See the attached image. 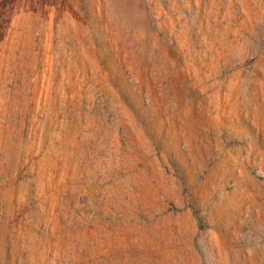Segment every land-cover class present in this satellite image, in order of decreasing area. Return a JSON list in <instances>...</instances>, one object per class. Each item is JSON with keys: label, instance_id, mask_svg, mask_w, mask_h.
<instances>
[{"label": "rangeland", "instance_id": "rangeland-1", "mask_svg": "<svg viewBox=\"0 0 264 264\" xmlns=\"http://www.w3.org/2000/svg\"><path fill=\"white\" fill-rule=\"evenodd\" d=\"M0 264H264V0H0Z\"/></svg>", "mask_w": 264, "mask_h": 264}]
</instances>
